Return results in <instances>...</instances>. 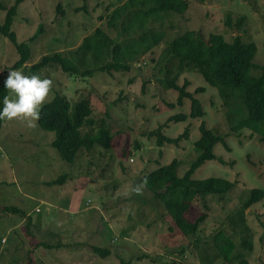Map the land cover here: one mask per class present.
I'll return each mask as SVG.
<instances>
[{
  "label": "rangeland",
  "instance_id": "obj_1",
  "mask_svg": "<svg viewBox=\"0 0 264 264\" xmlns=\"http://www.w3.org/2000/svg\"><path fill=\"white\" fill-rule=\"evenodd\" d=\"M123 1L21 2L11 29L18 41L29 46L24 68L45 54H65L97 26L114 35L104 19ZM13 2L0 0V23L5 8ZM169 15L174 29L154 47L155 55L176 34L195 30L205 40L210 33H221L227 41L235 35L254 41L257 50L252 62L264 65V0H189L183 15ZM239 16L245 17L240 29L225 23L228 17L235 21ZM39 24L43 26L40 34L28 42ZM17 58L15 47L0 34V85ZM156 66L147 58L129 71L111 75L98 71L90 77H75L57 65L39 72L41 78L51 81V97L58 93L71 105L80 97L88 100L90 117L105 121L111 146L80 150L74 162L67 163L51 146L53 132L42 130L37 122L29 126L23 119L4 120L0 127V264H184L199 263L200 257L206 260L213 254L212 264H264V196L244 211L248 233H241L234 222L249 191L264 190V144L258 140L259 126L235 133L216 90L195 72L181 74L178 84L187 82L185 90L199 100L204 114L168 121L176 114L188 115L190 100L175 103L177 91L163 88ZM250 73L258 75L259 70L252 68ZM202 121L224 141L214 144L216 159L205 161L191 178L222 177L234 185L224 195L192 201L186 212L188 220L205 214L194 242L195 237H185L177 230L142 177L172 159L177 160L176 174L181 177L196 158L194 142ZM159 126L160 133L170 138L187 127V138L158 146L150 132ZM62 175L64 180L48 183ZM216 234L221 243L225 238L232 245L227 244L222 252L215 249ZM241 237L251 241V250L240 249ZM92 246L106 248L108 253L101 256Z\"/></svg>",
  "mask_w": 264,
  "mask_h": 264
},
{
  "label": "trees",
  "instance_id": "obj_2",
  "mask_svg": "<svg viewBox=\"0 0 264 264\" xmlns=\"http://www.w3.org/2000/svg\"><path fill=\"white\" fill-rule=\"evenodd\" d=\"M23 1L14 0L10 7L5 8L4 20L0 23V34L12 43L18 54V58L8 68L10 71L26 67L23 65L30 55L27 42L18 41L11 29L17 6ZM188 5L189 0H124L114 5L104 19L110 30L114 31V35L97 26L90 34L84 36L75 48L69 49L65 54H45L22 72L25 75H39V72L50 65H57L63 72L75 77H90L98 71L111 75L113 72L129 71L140 59L148 58L159 67L163 88L177 91L175 103L182 105L184 99L190 100L188 115L176 114L169 117L168 121H184L188 116L200 117L204 114L199 100L185 90L187 82L182 86L178 84L181 74L195 72L216 90L227 109L226 116L232 122L231 129L239 133L243 127L259 126L258 140L264 144V65H255L252 62L257 50L254 41H243L239 35L227 41L221 33H210L206 42L198 31L185 30L165 43L156 55L153 53L154 47L166 39L167 31L174 29V20L169 14L183 15ZM57 7L58 11H62ZM244 21V16H239L235 21L228 17L225 23L240 29ZM155 23H158L159 27L153 26ZM42 27V24H39L27 41H34ZM252 68L259 70L258 75L250 73ZM200 91L201 89L195 90ZM8 93L2 83L0 98ZM3 122L4 120H0V127ZM36 122L42 130L54 133L51 146L67 163H73L80 150H90L95 145L104 149L111 146L112 136L105 121L102 118L98 121L90 117V105L85 98L80 97L71 105L65 96L55 93L50 102L44 103L40 108V117ZM199 131L200 136L194 142L196 158L181 177L176 174V159L158 166L142 177L144 185L153 197L163 204L173 225L183 236L189 238L197 235L199 225L205 218V214H201L193 221L188 220L186 212L192 201L205 195H224L234 185V182L222 177L210 176L199 180L191 178L194 170L205 161L216 159L214 144L224 141L221 135L207 128L203 121L199 125ZM187 133L186 127L180 135L170 138L160 133L159 126L150 132V135H155L157 145L163 146L164 143H176L187 138ZM65 177L62 175L48 183L56 184ZM263 196V189L253 188L237 209L234 222L241 227V233L249 232L244 211ZM12 209L14 210L7 207V210ZM228 219L233 222L231 216ZM219 238V234L214 235V248L220 249V252L227 244L232 245L225 238H222L224 242L221 243ZM194 239V242H197L198 238ZM239 246L240 249L251 250L252 243L241 237ZM92 249L101 256L108 253L106 248L92 246ZM223 256L228 258L226 252ZM215 258L216 254H213L206 260L200 257L199 263L184 264H212ZM120 264L127 263L121 261Z\"/></svg>",
  "mask_w": 264,
  "mask_h": 264
},
{
  "label": "clouds",
  "instance_id": "obj_3",
  "mask_svg": "<svg viewBox=\"0 0 264 264\" xmlns=\"http://www.w3.org/2000/svg\"><path fill=\"white\" fill-rule=\"evenodd\" d=\"M2 83L9 95L0 98V120L23 119L29 126H35L40 108L52 98L49 95L51 81L38 74L25 75L11 70Z\"/></svg>",
  "mask_w": 264,
  "mask_h": 264
},
{
  "label": "water",
  "instance_id": "obj_4",
  "mask_svg": "<svg viewBox=\"0 0 264 264\" xmlns=\"http://www.w3.org/2000/svg\"><path fill=\"white\" fill-rule=\"evenodd\" d=\"M206 42H207V40H206Z\"/></svg>",
  "mask_w": 264,
  "mask_h": 264
}]
</instances>
